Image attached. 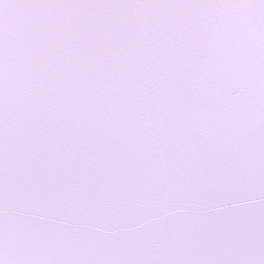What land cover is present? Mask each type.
Returning <instances> with one entry per match:
<instances>
[{
    "label": "snow or ice",
    "instance_id": "6c2138e0",
    "mask_svg": "<svg viewBox=\"0 0 264 264\" xmlns=\"http://www.w3.org/2000/svg\"><path fill=\"white\" fill-rule=\"evenodd\" d=\"M0 264H264V0H0Z\"/></svg>",
    "mask_w": 264,
    "mask_h": 264
}]
</instances>
